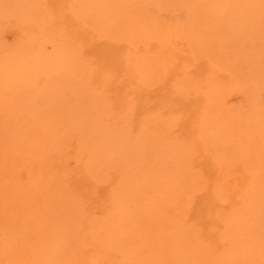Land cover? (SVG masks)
<instances>
[{"label":"bare ground","instance_id":"6f19581e","mask_svg":"<svg viewBox=\"0 0 264 264\" xmlns=\"http://www.w3.org/2000/svg\"><path fill=\"white\" fill-rule=\"evenodd\" d=\"M0 264H264V0H0Z\"/></svg>","mask_w":264,"mask_h":264}]
</instances>
